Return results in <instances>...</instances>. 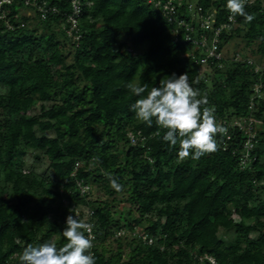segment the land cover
Wrapping results in <instances>:
<instances>
[{
  "label": "trees",
  "instance_id": "obj_1",
  "mask_svg": "<svg viewBox=\"0 0 264 264\" xmlns=\"http://www.w3.org/2000/svg\"><path fill=\"white\" fill-rule=\"evenodd\" d=\"M11 1L0 18V264H19L29 243L62 246L75 208L92 225L96 264H264V74L231 56L261 63L264 0L245 2L254 19L235 16L220 35L221 66L203 71L191 60L197 51L174 41L171 25L143 0H78L77 40L62 28L69 0H44L59 9L44 18ZM197 2L214 11L215 25L226 20V0ZM232 39L244 46L231 54ZM173 72L187 73L217 120L257 119L248 163L240 165L237 129L229 138L217 133L216 150L199 160L180 159L179 142L163 141L155 119L148 126L136 118L130 106L138 97L126 85L150 90ZM29 154L45 167L28 166ZM79 180L103 198L91 189L80 194ZM116 200L127 205L115 209ZM205 210L213 219L203 218Z\"/></svg>",
  "mask_w": 264,
  "mask_h": 264
},
{
  "label": "clouds",
  "instance_id": "obj_2",
  "mask_svg": "<svg viewBox=\"0 0 264 264\" xmlns=\"http://www.w3.org/2000/svg\"><path fill=\"white\" fill-rule=\"evenodd\" d=\"M225 7L231 17L240 15L247 22L254 19L245 11V0H226ZM165 77L150 90L147 83H128L126 87L130 93L138 97L131 104V110L148 126L155 119L156 125L165 130L162 140L170 146L175 147L179 142L180 159L191 153V159L199 160L216 150V134H224L227 130L216 121L213 108L201 107L207 105V96H201L192 86L186 72L179 75L173 72ZM105 175L111 188L122 190L123 185L112 173ZM91 229V224L70 212L60 231L66 242L60 247L51 240L36 246L29 243L19 254V264H96V257L89 251L93 247Z\"/></svg>",
  "mask_w": 264,
  "mask_h": 264
},
{
  "label": "built area",
  "instance_id": "obj_3",
  "mask_svg": "<svg viewBox=\"0 0 264 264\" xmlns=\"http://www.w3.org/2000/svg\"><path fill=\"white\" fill-rule=\"evenodd\" d=\"M23 6L31 7L41 18L46 17L49 13H57L59 9L56 5H49L44 0H21ZM145 3L149 4L152 9L159 12V14L171 25L170 31L174 41H184L190 43V46L197 51V55L193 56L191 60L198 64L206 67L207 64H217L221 66V59L225 55L224 47H220L221 43V32L222 30H228L231 24L235 22V16L231 17L230 13H227L225 21L215 25L214 11H202L201 4L198 2H192L191 0H143ZM254 0H245L247 3H251ZM11 0H0V18H4L7 15V9L5 5L10 4ZM71 5V11L63 13L64 23L62 24L63 30H65L68 37L73 40L80 38V28L78 25L79 17L81 15V8L78 0H69ZM25 14L30 15L31 10L25 11ZM23 24V23H21ZM8 27L12 25L7 23ZM232 59L235 61H244L246 64L253 66V71L257 73L260 77L264 74V63H256L251 57H244L239 52H235L232 55ZM261 84L259 82L253 85L254 94L258 97L260 94ZM216 121L226 128L225 137L229 138L231 135L228 130L237 129L244 135V141L242 143L241 154H240V165H245L250 161V151L254 145V125L258 122L257 119L249 116L247 118H239L237 115L233 117H225ZM130 143H134L137 139L134 133H128ZM78 164V163H77ZM80 194H85L91 189V185L81 180L76 183ZM73 207V206H72ZM87 215L91 212L86 211ZM74 214L78 215L80 218L79 209L75 208ZM86 223L88 221L83 220ZM90 224V223H89ZM141 231V230H139ZM138 229L135 230L143 242L151 243L152 238L148 237L143 232H139ZM121 231L117 232L119 235ZM91 237H94L91 229ZM211 263L214 260L208 257Z\"/></svg>",
  "mask_w": 264,
  "mask_h": 264
},
{
  "label": "rangeland",
  "instance_id": "obj_4",
  "mask_svg": "<svg viewBox=\"0 0 264 264\" xmlns=\"http://www.w3.org/2000/svg\"><path fill=\"white\" fill-rule=\"evenodd\" d=\"M191 1L194 3V2H196L197 0H191ZM242 45L244 46V41L241 42L240 39H232V40L230 41L228 47H227V52L232 54L233 51H236L237 49H240V48L242 47ZM66 46H67V48H68V44H67ZM252 58L254 59L255 56H252ZM262 62L264 63V56H263V59H262L261 63H262ZM204 68H205V67L201 65L200 70L203 71ZM25 161H26V164H27L28 166H31V165H34V166H35V165H36V166H37V169H38L39 171L42 170V169L45 167V165H46V163H45L44 160H41V161H39V162H36V161L33 159V157L30 156V154L27 155V156L25 157ZM91 190L93 191L94 195H97V196H99L100 198H101V197L103 198V193H102L101 191H99L97 188H95L94 186H92V185H91ZM126 205H127V204H125V203L122 202L121 200H120V201H117V200H116V202H114V207H113V208L118 209V208H122V207H124V206H126ZM202 216H203V218L213 219V216H212L207 210H205V211L203 212V215H202ZM139 230H140V229H138V231H139ZM139 232H141V231H139ZM111 247H112V248L114 247V242L111 243Z\"/></svg>",
  "mask_w": 264,
  "mask_h": 264
}]
</instances>
